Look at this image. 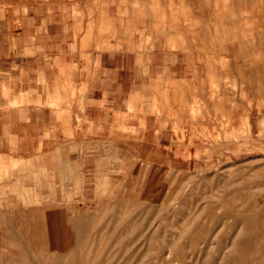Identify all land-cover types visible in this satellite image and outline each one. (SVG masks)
<instances>
[{
  "label": "rangeland",
  "instance_id": "374dc122",
  "mask_svg": "<svg viewBox=\"0 0 264 264\" xmlns=\"http://www.w3.org/2000/svg\"><path fill=\"white\" fill-rule=\"evenodd\" d=\"M10 113L0 264H264V0H0Z\"/></svg>",
  "mask_w": 264,
  "mask_h": 264
},
{
  "label": "crops",
  "instance_id": "0c3cea01",
  "mask_svg": "<svg viewBox=\"0 0 264 264\" xmlns=\"http://www.w3.org/2000/svg\"><path fill=\"white\" fill-rule=\"evenodd\" d=\"M19 114V113H18ZM17 114V116H18ZM7 117V116H6ZM9 117V121L7 123V125H4V123H2L0 125V130L1 132H3V135L0 137V145L1 142L6 141L7 134L10 133V139L14 142V145L12 146V148L9 149H1L0 148V163L5 164V162H3V160H5L8 157H15L17 159H20L21 157H28V156H40L43 155L45 153L44 148L42 147H34L32 145H30V149L31 152L26 151L25 149V143L26 142H31V140L33 139L31 137L30 134H20V132L22 131V127H21V123L20 122H16L15 121V115H13V113H10L8 115ZM20 116H18L19 118ZM16 128V129H15ZM28 135V136H27ZM24 139V140H22ZM3 146V145H2ZM1 147V146H0ZM2 183H21L15 180H10L7 182H2Z\"/></svg>",
  "mask_w": 264,
  "mask_h": 264
},
{
  "label": "bare ground",
  "instance_id": "6f19581e",
  "mask_svg": "<svg viewBox=\"0 0 264 264\" xmlns=\"http://www.w3.org/2000/svg\"><path fill=\"white\" fill-rule=\"evenodd\" d=\"M209 2V1H208ZM224 12V11H223ZM231 22V21H230ZM185 23V22H184ZM225 29V28H224ZM202 33V32H201ZM165 35V34H164ZM252 36V35H251ZM236 37V36H235ZM253 37V36H252ZM239 40V39H238ZM221 43V42H220ZM164 64V63H163ZM154 66V65H153ZM160 66V65H159ZM177 86V85H176ZM191 90V89H190ZM195 91V90H194ZM75 94V93H74ZM197 203V202H196ZM139 207V206H138ZM115 210V209H114ZM118 210V209H117ZM198 213V212H197ZM119 215V214H118ZM125 215V214H124ZM142 220V219H141ZM110 222V221H109ZM174 225V224H173ZM90 227V226H89ZM33 231V230H32ZM95 234V233H94ZM139 238V237H138ZM97 240V239H96ZM60 253V252H59ZM167 254V253H166ZM126 262V261H125Z\"/></svg>",
  "mask_w": 264,
  "mask_h": 264
}]
</instances>
